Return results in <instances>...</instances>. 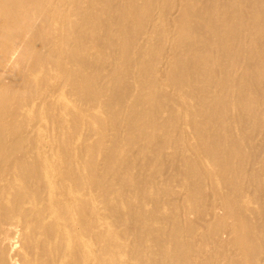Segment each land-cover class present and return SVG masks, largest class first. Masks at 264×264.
<instances>
[{"label": "bare ground", "instance_id": "1", "mask_svg": "<svg viewBox=\"0 0 264 264\" xmlns=\"http://www.w3.org/2000/svg\"><path fill=\"white\" fill-rule=\"evenodd\" d=\"M0 264H264V0H0Z\"/></svg>", "mask_w": 264, "mask_h": 264}]
</instances>
